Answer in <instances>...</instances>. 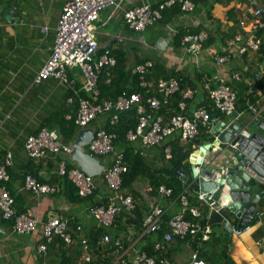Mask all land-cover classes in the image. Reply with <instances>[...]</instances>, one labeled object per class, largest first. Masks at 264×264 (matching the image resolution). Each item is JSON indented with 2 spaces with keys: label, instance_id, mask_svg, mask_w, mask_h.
Listing matches in <instances>:
<instances>
[{
  "label": "crops",
  "instance_id": "crops-1",
  "mask_svg": "<svg viewBox=\"0 0 264 264\" xmlns=\"http://www.w3.org/2000/svg\"><path fill=\"white\" fill-rule=\"evenodd\" d=\"M67 1L0 0V165L8 154L12 155L13 166L9 170L11 180L8 188L15 198V209L19 214L31 210L39 223L46 222L52 214L76 217L77 226L80 224L79 226L82 227L85 239H89L91 234L98 233L99 229H105L104 233L109 232L112 237L122 236L124 241L129 242L125 259L131 260L134 250H142L147 241V236L143 237L142 229L138 231L137 226L127 225L123 220L120 224V217L113 227L100 228L89 214V209L94 202L105 203L110 195L103 176H100V179L95 177L98 189L92 202L84 201V198L76 199L71 195V184L64 182L58 175L57 162L36 165L30 160L25 150L28 138L38 134L43 128L56 130L65 144H71L76 139L75 137L67 143L65 134L69 132L70 122L77 115L79 100L84 97L82 94H86L83 89L84 77L81 70L79 68L68 70V83H61L55 78H46L40 84L34 83L36 76L51 55L57 22ZM167 1L169 0H125L123 8L115 15L110 8L101 12L97 22L99 53L107 49L117 54L124 52L129 56L126 70H131L133 74H135L136 66L142 64L143 60H152L155 65L161 64L168 74L182 73L184 77L181 76V79L185 81L183 89H197L193 100H189L192 101L190 110L206 106L208 102L206 79L210 80L218 75L231 77L233 73H239L241 80L234 81L233 84L238 92L237 119L241 121L255 118V114L248 109L253 102L249 99L250 95L260 101L257 113H261L259 119H264V50L258 53L248 51L243 55L234 52L224 65L215 64L217 56L226 55L225 51L232 33L240 31V20L251 17L250 10L257 7V2L264 8V0H204L203 4L195 7L194 12L179 16L163 29L151 27L141 33L129 29L125 22L126 10L143 5L145 2L156 6ZM7 12H10L11 21L7 19ZM180 26L201 28L208 35L200 56L186 54L181 46L174 47L172 35L177 33ZM44 28H46L45 31ZM261 35L262 46H264V30ZM162 38L167 40L163 50L156 48L158 41ZM135 62L139 63L134 64ZM199 77L202 78L199 79ZM155 83L154 80L150 82L151 85ZM174 101L175 99L173 104ZM247 115L248 117L245 118ZM219 119V121H234L233 118L220 117ZM106 122L107 118L100 119L93 122L91 127L95 129L98 126H105ZM181 144L185 146V150L193 152L199 147L213 144L212 135L208 128L201 127L194 141ZM148 159L152 163L153 153L149 154ZM58 160H66L68 165L78 167L70 157L61 155ZM103 162L110 164L107 158ZM161 165L162 162L158 160L153 167L157 169ZM24 173H29L46 184L58 186L59 191L55 195L42 197L26 191L21 192L19 189L24 183ZM187 180H183V185L193 183H187ZM148 183L138 184L141 192L151 188ZM198 191L196 188L189 189L188 195L194 203H197L196 206L199 205L202 212L200 220L205 218V227L209 230L210 238L213 232L212 236L216 238L230 240L228 254L234 264H264V201L258 205L259 216L249 225V229L244 230L241 235L228 234L223 225L224 221L229 220L231 225L237 228L238 220L228 214L224 208L210 213L208 207L196 201ZM154 193L155 196L146 200L148 208L144 211L142 222L152 204L164 208V220L166 217L171 219L180 212V201L161 197L157 191ZM216 199H218L217 196ZM143 203L142 200L137 201L138 206ZM73 228L74 226L71 227V231L76 232ZM121 231L125 233L118 235ZM99 234L102 236V233ZM151 239L153 242L156 238ZM43 243L42 224L33 234L19 235L13 230L12 222L4 220L0 214V264H99L96 262L99 258L101 260L109 258L110 261L107 264H117L119 260L110 246L105 247V253H96L91 246L94 251L93 260L94 258L96 260L86 263L78 242L68 246L59 240L54 241L48 245L45 254L39 252V246ZM182 246L189 249L191 260L196 250L194 251L189 243L181 242L178 247L176 245L171 247L170 256L164 257L161 264H174L176 258H180L175 252ZM167 251L169 253V250ZM225 263L229 264L227 261Z\"/></svg>",
  "mask_w": 264,
  "mask_h": 264
},
{
  "label": "built area",
  "instance_id": "built-area-1",
  "mask_svg": "<svg viewBox=\"0 0 264 264\" xmlns=\"http://www.w3.org/2000/svg\"><path fill=\"white\" fill-rule=\"evenodd\" d=\"M124 3L125 0H68L57 22L51 55L35 79V83H40L46 78H55L61 83H68V70L79 68L84 77L83 88L88 96L79 100L77 115L74 118L76 126L80 129L93 128L91 127L93 122L107 118L112 128L111 131L103 126L93 128L94 137L88 146L92 155L108 157L110 161L103 171L105 185L110 195L106 204L92 206L89 209V214L96 220L100 228L113 227L123 212L133 215L137 206L133 196L122 190L123 175L128 172L129 164L124 151L116 145L120 140L118 133L120 115L136 109L137 123L127 132L126 140L133 146L135 153L145 156L148 151L154 148H163L168 140L177 137L180 143L194 141L198 137L201 127L208 128L212 135L214 127L224 123V121H219L220 117L231 119L236 114L238 92L233 84L234 81L241 80L239 73H233L231 77L218 75L216 78L206 79L208 99L206 106L190 110L188 102L193 100L197 89L186 88L184 90L181 84L182 79L176 77L160 78L155 81L154 85H151L147 76L151 74L154 62L148 60L143 64H138L134 70L135 74L140 76V87L146 89V94H150L148 97L139 93L127 96L124 92L116 99L100 100V75L104 70L114 68L117 59L111 55L112 51L109 49L105 50L98 59H94L99 51L97 22L101 12L105 9H112L115 15L123 8ZM176 3L182 5V10L185 13H192L195 10V5L189 0H169L159 4L158 7L145 2L143 5L126 10L125 22L134 32H145L162 20L163 10ZM250 12L251 17L240 20V31L229 39L226 55L215 58L217 66L224 65L234 52L241 55L248 51L260 52L261 32L264 30V8L257 6L251 8ZM45 30L46 28H44ZM207 39L208 35L205 32L189 35L185 37L181 47L186 54L198 57L203 52ZM178 94L180 99L176 107L173 108V100ZM252 101L248 109L255 114V117H260L261 113H257L260 101L256 97ZM209 109L215 111L217 115H212ZM25 150L36 165L57 162L58 175L67 177L81 198L92 195L98 189L95 177L87 175L78 167L69 168L66 160H58L61 155L68 158L72 147L63 143L56 130L43 128L37 135L29 137ZM164 156L166 160L172 158L171 147H164ZM190 158L191 156L188 159L189 163ZM193 164L197 165L191 163V165ZM12 166L13 157L8 154L0 165V214L2 218L11 221L13 230L19 235L33 234L42 224V233L46 242L39 246V252L43 254L47 252L48 245L55 239H60L66 245H72L74 243L73 234L69 232V223L64 216L52 214L46 222L39 223L31 210L23 214L16 211L15 198L8 188L11 180L9 168ZM192 184L188 185L180 194L181 210L168 221V228L163 232L161 238L159 235L163 231L165 211L157 204L151 205L142 222V233L144 238L146 236L156 238L153 241L155 251L166 252V244L172 243L175 239L181 241L189 237L194 239L199 234H202L204 241L209 240L210 233L206 227H202L193 220L185 219L188 211L194 219L201 218L200 208H189L188 191ZM19 190L42 197L56 194L59 187L54 184L40 183L37 178L28 174L25 177V183ZM157 193L161 197L171 198L173 190L163 183L157 188ZM196 200L208 207L210 213L224 208L221 199H216L214 194L203 192L200 188ZM247 229L249 226L243 229L234 228L233 234L241 235ZM76 231L83 235L81 226L78 225ZM78 242H81L83 247L84 262L91 263L92 247L85 238H80ZM102 242L106 245L110 244V249L119 257L117 264H159L156 258L149 256L144 250L135 249L133 258L125 259L129 249L125 247L122 236L112 237L110 234H105ZM188 264L208 263L200 258L198 251H195Z\"/></svg>",
  "mask_w": 264,
  "mask_h": 264
},
{
  "label": "trees",
  "instance_id": "trees-1",
  "mask_svg": "<svg viewBox=\"0 0 264 264\" xmlns=\"http://www.w3.org/2000/svg\"><path fill=\"white\" fill-rule=\"evenodd\" d=\"M189 1H191L195 5V7L199 4L204 3L203 2L204 0H189ZM156 7H158V5H156ZM183 14H185V12L182 10V5L180 3H176L175 5L171 6L170 8L163 10L162 11V20L158 23L160 25V29L161 28L163 29L167 24L173 23L176 19L179 18V16H181ZM201 32H203V30L201 28H188V27H183V26L178 27L177 33L172 35L174 47L179 48L182 45V42L185 39V37H187L189 35H197ZM235 34H237V33L233 32L232 37ZM210 42H211V40L208 42V44ZM261 50L263 52L264 46L261 47ZM103 53L104 52H102V51H100V53L98 51L96 53V55L94 56V59H98ZM111 55L117 59V64L114 68L104 70L102 72V74L100 75V80H99L100 98L99 99L100 100L116 99L120 95H122L124 92H126L127 96H132L135 93H139V94H143V96H145V97H148L150 94H146V89H143L140 87V83H141L140 76L137 74H133L131 72V70L130 71L126 70V67L128 66V63H129V56L127 54H125L124 52H122L120 54L111 52ZM143 62L145 63L146 60H143L142 63ZM137 63H139V62H135L134 64H137ZM170 74H168L167 72H165L163 70L161 64L155 65V63H154V68L152 69L151 74H149V76H147V80L149 82H151L152 80L157 81L160 78L168 79L170 77H176V78L181 79V76H183L182 73H172L171 75ZM201 78L202 77H199V79H201ZM43 80L41 82H43ZM34 83H35V80H34ZM40 83H35V84H40ZM184 83H185V81L182 80V82H181L182 88H185ZM260 84H262V82H260ZM194 87L198 88L196 86H194ZM82 95H84L83 98H86L88 96L87 93L82 94ZM174 99H175V101L173 104V108L176 107L178 100L180 99V95L178 94L177 97H175ZM249 99L252 100V99H255V97L250 95ZM191 102L192 101L188 102V105H190L189 106L190 108H191V104H192ZM209 110H210V113L212 115H217V113H215V111L213 112V111H211V109H209ZM102 120H105V118H102ZM120 122L121 123L119 125V128H120L119 135H120L121 139L117 142L116 145L118 148L123 149L124 154L126 156V160L128 161V164H129L128 172L123 175L122 190L124 193L130 194L131 196H133V198L136 202V205H137V201L139 202L140 200L144 201V203L141 206H138V205L136 206V210L134 211L135 213L133 215H130L126 212H123L122 215L120 216L121 218H120L119 223L121 224L122 220H123V222L127 223V225H135L138 227V229H139L138 231H141L142 228L140 227V225L142 223V217H143L144 211L148 208V206L146 205V200L155 196L154 191L156 192L157 188L161 184L164 183L173 190V195L171 197V200H173V201L175 200L177 202H179L180 194L185 190V188L188 185H190V184H188L186 186L183 185V180L175 174L176 169L180 168L185 173H187V176L189 177L188 180L186 179L187 183L193 182L192 166L188 162V159H189L191 152L189 150H185V146L180 143L179 138L177 137L176 139L168 140L164 144V147H167V146L171 147L173 156L170 160H166V158L164 156V147L160 148V149L154 148V149H152L154 151H152V150L148 151L147 155H145V156L141 155L140 153H135L133 146L127 142L126 135H127V132L131 128H133L137 123L136 109H133L130 112H126V113L122 114ZM105 125H106L105 128L110 130V126H109L108 121L106 122ZM78 131H79V127L76 126L74 119H73L72 122H70L69 132L65 134L66 142L68 143V142L74 140ZM157 150H158V152H157ZM152 153H153V159L154 160L151 163L148 158H149V154H152ZM101 160H104V159L101 158ZM158 160L162 162V165L156 169L153 166H154V163H156V161H158ZM68 167L69 168H76V166H72V165H68ZM10 168H9V170H10ZM9 174H10V172H9ZM28 174L29 173H24V175H23L24 183H25V177ZM35 176L37 177V175H35ZM61 179L64 180V182L66 181V182H69L71 184L70 190H71V195L73 198H76V199L81 198L78 195L77 189L69 181V179L67 177H61ZM37 180L40 183L46 184L40 179H37ZM147 180L149 183L147 182ZM140 182L148 183L151 188L145 192H141L140 188H138V184ZM192 188H196L198 190L199 185L193 183L191 185V189ZM96 193H97V190L94 191V193L92 195L85 197L84 199L83 198H81V199H83L84 201H88V200L93 201V196H95ZM189 200H190L191 205H193V206L197 205V203H194V201L190 197H189ZM93 204H94L93 206H96V205H103L106 203H104V202L103 203H95L94 202ZM65 218L68 220V223H69V225H68L69 232H71L73 234L74 243L72 245H74L76 242H78V240L80 238L84 239V236L81 234H78L76 231L77 221H78L76 217H72V216L66 217L65 216ZM185 219L186 220H193L194 222H197L198 224H200L202 227H205V225H206L205 218L203 220L193 219L191 213H187ZM165 220H166V222H168L169 218L166 217ZM72 226H74L73 229L76 232L71 231ZM167 228H168L167 224H165L163 227L162 233L159 235L160 238L162 237L163 232L165 230H167ZM104 230L105 229H101V230L99 229L98 233L91 234L90 238L86 239L88 241L90 247L92 246L96 253H105V249L110 246V244L109 245L104 244L105 246H103V244L101 242L103 239V236L105 234H110L109 232L104 233ZM122 230H124V229H122ZM99 233H102V236ZM122 233H125V232L121 231L120 233H118V235H121ZM212 235H213V232L211 234V238L208 241H203L201 238L202 237L201 234L196 236L194 239L189 237L184 241L175 239L172 243L166 244V250H169V253H168V251H166V252L155 251L154 243L152 242V239H151L152 236H149V237H147V239H146L147 241H146V243L142 249L144 251H146L149 256L156 258L158 263L161 264V261L163 260L164 257L170 256V252H171L170 250H172L171 247H173L175 245L178 247L179 243H181V242L182 243H189L192 246L194 251L195 250L198 251L200 258L204 259L208 264H226L225 261H227L229 264H234L233 261L230 260L229 254H228V246L230 244V240L229 239L222 240L221 238H216L215 236H212ZM226 235L229 236L228 234H226ZM58 240L61 243L65 244L60 239H55L54 241H58ZM44 242H46L45 238H44ZM124 245L127 248L129 246V242H127L125 240ZM68 246H70V245H68ZM80 249L83 252V247H82L81 242H80ZM94 251L91 252V256H92L91 261L92 262L96 260L95 258L93 260ZM103 258H105V256ZM99 261L96 260V262H98L99 264H107V262L110 260H109V258H107L105 260L104 259L101 260V258H99Z\"/></svg>",
  "mask_w": 264,
  "mask_h": 264
},
{
  "label": "water",
  "instance_id": "water-1",
  "mask_svg": "<svg viewBox=\"0 0 264 264\" xmlns=\"http://www.w3.org/2000/svg\"><path fill=\"white\" fill-rule=\"evenodd\" d=\"M6 14L11 21L10 12ZM166 45L167 40L162 38L156 48L163 50ZM232 118L233 122L214 127L213 144L194 150L190 162L197 164L192 165L193 183L221 199L225 211L238 220L237 228L243 229L259 216L257 207L264 201V119L239 121L236 114ZM93 137V128L81 129L72 143L70 159L87 175L98 177L106 164L85 150ZM207 154H213L209 161ZM175 174L182 180L188 177L180 168ZM223 225L228 234L233 233L229 220Z\"/></svg>",
  "mask_w": 264,
  "mask_h": 264
},
{
  "label": "rangeland",
  "instance_id": "rangeland-1",
  "mask_svg": "<svg viewBox=\"0 0 264 264\" xmlns=\"http://www.w3.org/2000/svg\"><path fill=\"white\" fill-rule=\"evenodd\" d=\"M160 29V25L159 24H156V26L152 27V29ZM143 36H146V35H143ZM149 36V34H148ZM211 158H213V154L210 155V157L208 158V161L211 160ZM106 159V158H105ZM107 159H109L107 157ZM191 175V174H190ZM97 178H101V177H97ZM193 178V177H192ZM189 249L185 246H182L179 251H176V255L179 256L180 258H176L175 260V263L174 264H188L189 261H190V256H189Z\"/></svg>",
  "mask_w": 264,
  "mask_h": 264
},
{
  "label": "clouds",
  "instance_id": "clouds-1",
  "mask_svg": "<svg viewBox=\"0 0 264 264\" xmlns=\"http://www.w3.org/2000/svg\"><path fill=\"white\" fill-rule=\"evenodd\" d=\"M143 64V63H142ZM124 114V113H123ZM122 115V114H121ZM121 115H120V121H121ZM121 123V122H120ZM120 125V124H119ZM106 126V125H105ZM105 126H103L104 128H105ZM109 126H110V124H109ZM106 129V128H105ZM111 126H110V130H108V131H111ZM118 133H120V128H119V131H118ZM60 135V134H59ZM120 139H121V137H120ZM65 144V143H64ZM66 145H70L71 147H72V143L71 144H66ZM89 144L86 146V148H85V150L87 151V152H89ZM72 150H73V147H72ZM122 150V149H121ZM194 152V151H193ZM193 152H191V154H190V156L193 154ZM72 153V152H71ZM90 153V152H89ZM91 154V153H90ZM92 155V154H91ZM94 156V155H93ZM189 156V157H190ZM69 157H70V155H69ZM96 157V156H95ZM97 158H99L100 160H101V158L102 159H105V158H107V157H97ZM190 160H191V158H190ZM102 162L104 161V160H101ZM105 163V162H104ZM106 164V163H105ZM190 165H191V162L189 163ZM108 166V165H107ZM192 166V165H191ZM101 176H103V173H102V175ZM100 177V176H99ZM104 178V177H103ZM200 188V187H199ZM199 190V189H198ZM197 198V197H196ZM190 201V200H189ZM106 203V202H105ZM199 206V205H198ZM198 206H193V205H191V203H190V206H189V208H195V207H198ZM199 208V207H198ZM187 213H190L189 211L187 212ZM122 215V214H121ZM120 215V216H121ZM176 215V214H175ZM187 215V214H186ZM119 216V217H120ZM119 217L117 218V219H119ZM164 217H165V215H164ZM186 217V216H185ZM193 217V216H192ZM201 217H202V212H201ZM121 218V217H120ZM194 219V218H193ZM170 220V219H169ZM116 222H117V220H116ZM165 224H168V222H166L165 220H164V224H163V226L165 225ZM233 226V225H232ZM167 227H168V225H167ZM141 228H142V224H141ZM202 235V234H201ZM149 237V236H148ZM146 238V237H145ZM202 238V237H201ZM209 239H210V237H209ZM203 240V239H202ZM204 241V240H203ZM143 250V249H142Z\"/></svg>",
  "mask_w": 264,
  "mask_h": 264
}]
</instances>
